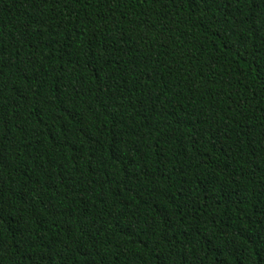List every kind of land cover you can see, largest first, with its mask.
<instances>
[{"label":"trees","instance_id":"trees-1","mask_svg":"<svg viewBox=\"0 0 264 264\" xmlns=\"http://www.w3.org/2000/svg\"><path fill=\"white\" fill-rule=\"evenodd\" d=\"M0 264H264V0H0Z\"/></svg>","mask_w":264,"mask_h":264}]
</instances>
